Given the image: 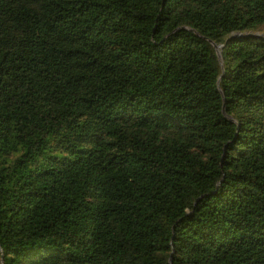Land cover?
<instances>
[{
  "label": "trees",
  "instance_id": "16d2710c",
  "mask_svg": "<svg viewBox=\"0 0 264 264\" xmlns=\"http://www.w3.org/2000/svg\"><path fill=\"white\" fill-rule=\"evenodd\" d=\"M0 264H264V0H0Z\"/></svg>",
  "mask_w": 264,
  "mask_h": 264
},
{
  "label": "water",
  "instance_id": "95a60500",
  "mask_svg": "<svg viewBox=\"0 0 264 264\" xmlns=\"http://www.w3.org/2000/svg\"><path fill=\"white\" fill-rule=\"evenodd\" d=\"M213 45H214V47L216 49V52H217L218 57L220 58L221 57V53H220V50H219V45H217L215 43H213ZM170 262H171V260H170Z\"/></svg>",
  "mask_w": 264,
  "mask_h": 264
}]
</instances>
